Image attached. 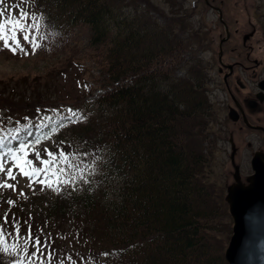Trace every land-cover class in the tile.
I'll return each mask as SVG.
<instances>
[{"label": "trees", "instance_id": "obj_1", "mask_svg": "<svg viewBox=\"0 0 264 264\" xmlns=\"http://www.w3.org/2000/svg\"><path fill=\"white\" fill-rule=\"evenodd\" d=\"M0 11L41 14L62 30L86 25L104 77L94 98L69 108L80 118L45 119L47 150L70 155L54 162L63 169L59 191L33 208L44 219L46 264H228L232 219L207 135L208 78L205 65L182 54L192 41L124 0H2ZM19 79L0 82L5 113L6 98L21 96Z\"/></svg>", "mask_w": 264, "mask_h": 264}, {"label": "rangeland", "instance_id": "obj_2", "mask_svg": "<svg viewBox=\"0 0 264 264\" xmlns=\"http://www.w3.org/2000/svg\"><path fill=\"white\" fill-rule=\"evenodd\" d=\"M208 1L220 10L222 21L219 20L218 11L207 5L204 0H174L172 1L176 3L174 6L164 3L163 0H149L148 2L124 0V3L127 7L131 4L146 8L159 25L169 24L179 38L186 42L192 41L191 47H188L182 54L184 58L190 56L199 65H205L208 78L206 95L212 112L210 117L212 122L208 123L207 135L214 140L212 149L217 181H225L226 187L233 181L231 175L233 169L229 159L230 138L235 147L234 161L239 166L243 181L251 173L252 154L257 150H263V147L261 132L244 127L241 121L236 119L237 113L233 111V107L229 108L232 100L222 81V73L218 71L219 50L221 49V60L224 63L241 61L244 67L249 66L248 68H235L233 77L228 79V84L238 100L245 96L252 97L257 91V80L264 77V0ZM3 13L4 18L13 20L21 18V24L31 25L24 33L7 32L6 29L8 36L16 35L20 39L23 51L17 48L13 53L0 41V82L7 84L9 79H25H19L21 80L19 82L23 84H20L14 91L21 96L17 98L13 97L16 95L10 94L6 98L10 113H5L2 109L4 105L1 99L4 95L0 98V140L3 141L0 143V160L5 163L7 169L12 164L7 154L8 148L15 150L22 142H31L33 145L26 150L28 159L35 161V152H40L43 160L50 159L44 150H41L49 149L52 144L50 143L52 129L48 121L44 119L54 121L68 119L65 112L68 113L72 105L77 106L80 103L84 105L94 98L101 91L104 77L96 59L92 56L94 46L88 43L89 29L86 25H77L62 30L48 24L41 14L31 16L23 11ZM25 13H27L26 16ZM226 30L228 39L220 45L219 41L226 35ZM251 32L253 34L243 45L242 36ZM23 35H28L29 41L25 42ZM247 51L250 53L249 60H244ZM253 60L258 63L253 65ZM183 71V69L181 71L177 69L176 72L183 74ZM223 71L225 72L226 69ZM236 77L243 84L241 90L238 88ZM46 91L50 95L45 96ZM35 101H40L42 108H34L29 113H25L35 104ZM38 110L44 112L29 118ZM247 115L250 123L264 127V107L257 112L247 113ZM37 138L40 140L39 144L34 143ZM52 147L54 152L51 153L54 154L55 160L61 156V153L64 154L65 161L70 160V155L65 154L61 146L53 145ZM17 155L21 153L18 152ZM33 166L48 169L47 172H41L34 179L45 180L52 184V188L47 187V184L41 185L37 182H33L30 188L29 179L21 175L18 169H13L16 180H8V183H14L16 191L0 189V224L3 223L5 212L8 213L9 219V224L5 225V241L0 246V248H7V251L0 250V264H46L47 248H44L43 244L41 250L36 251L33 241L26 238L24 228L27 225L24 222L32 224L35 227L33 233L41 239V230L37 228L44 219L33 213L34 205L40 201L44 203L47 194L51 193L53 188L58 187L57 182L63 178L55 163L43 165L35 161ZM68 178L66 176L64 181L67 182ZM4 179L5 173H0V181ZM21 191L24 196L19 195ZM8 199L15 201V204L10 207L6 202ZM13 216L20 222V235L13 233L11 226ZM9 233L12 234L9 235ZM22 247L24 251L19 252ZM33 252L36 254L32 255ZM16 253L20 256L16 261L9 259Z\"/></svg>", "mask_w": 264, "mask_h": 264}, {"label": "water", "instance_id": "obj_3", "mask_svg": "<svg viewBox=\"0 0 264 264\" xmlns=\"http://www.w3.org/2000/svg\"><path fill=\"white\" fill-rule=\"evenodd\" d=\"M206 3L207 0H205ZM221 20L220 10L216 7ZM228 36L221 38L219 44ZM248 37L245 35L244 39ZM221 49L218 59L220 61ZM229 71L232 65H226ZM224 74L223 78H226ZM259 92L256 97L264 102V78L258 81ZM240 109L236 99L233 97ZM242 111V110H241ZM247 126L262 130L264 145V128L251 125L243 114ZM231 142L230 162L233 167V182L226 187L224 196L228 211L232 218L231 235L224 250V258L228 264H264V151H255L250 158L252 172L241 180L239 166L234 162L235 147Z\"/></svg>", "mask_w": 264, "mask_h": 264}, {"label": "snow or ice", "instance_id": "obj_4", "mask_svg": "<svg viewBox=\"0 0 264 264\" xmlns=\"http://www.w3.org/2000/svg\"><path fill=\"white\" fill-rule=\"evenodd\" d=\"M2 2V0H0ZM4 13L0 12V41L3 42V45L5 48H8L9 50L13 51V53L16 52L17 48H20L21 51H23V48L20 44V39L17 38L16 35L8 36L7 32L16 33L17 31L20 33L26 32L27 28L31 27V25H24L21 24V18H17L15 20L11 18H4ZM25 16L27 13L24 14ZM7 29V32H6ZM9 40H11V43H9ZM23 40L25 42L29 41L28 35H23ZM15 45V47H13ZM27 54V53H25ZM69 116L68 119L72 120L73 116H77V114L73 113L71 109L68 110ZM77 118H80L77 116ZM3 141L0 140V143ZM35 144H39L40 140L37 138V140L34 142ZM32 143H20L17 149L8 148V155L10 156L12 160L11 166L5 168V163L0 160V173H5V179L3 181H0V189H11L12 191H16V185L14 183H8V180H16V175L13 172V169L16 168L19 170V173L23 175L24 177H27L29 179V187L31 188L33 182L40 183L41 185L47 184V187L52 188L51 183H47L45 180H35V177H38L41 172H47L48 169L36 167L33 166L35 161H39L43 165H51L55 162V156L53 153L49 152L47 149L44 150V153L50 157L48 160H43L41 158L40 152H35V161L32 159H28V152L26 151L29 147H32ZM21 153V155H17V153ZM61 158H63L64 154L61 153ZM60 171H63V169H60ZM43 190V188L41 189ZM53 191H59L58 188H53ZM20 196H24L23 191L19 193ZM7 204L11 207L15 204V201L12 199H8ZM31 219V217L29 218ZM28 226V232H27V239H30L33 241V247L36 248V251L39 252L41 248L43 247V242L41 241L40 237L35 235L32 231V227L30 224H28L27 221L24 222ZM9 224L8 219V213L5 212L3 217V223L0 224V246L4 244L5 241V235H6V229L5 225ZM11 226L13 229V233L15 235H20L21 228H20V222L17 220L14 216L11 221ZM12 233H9L11 235ZM2 251H7V248H0ZM36 253L33 252L32 255H35Z\"/></svg>", "mask_w": 264, "mask_h": 264}, {"label": "flooded vegetation", "instance_id": "obj_5", "mask_svg": "<svg viewBox=\"0 0 264 264\" xmlns=\"http://www.w3.org/2000/svg\"><path fill=\"white\" fill-rule=\"evenodd\" d=\"M245 36H242V38L244 39ZM243 44V42H242ZM244 45V44H243ZM251 48H249L250 50ZM249 51H247V53L244 55V60H249ZM228 63H231L232 64V68L230 71H228V68L226 67V64ZM253 65L257 64L258 62H256L255 60H253ZM243 63L241 61H234V62H227V63H223V65L219 66L218 67V71L219 73H222V81L225 85V88L227 89L229 95H230V98L232 100V105L229 107V108H232L234 109V111L237 113V117L236 119L237 120H240L241 121V124H243L244 127H246V124L243 122V115H242V112L243 114L245 115L246 119L248 120V115L247 113H254V112H257L261 109H263L264 107V102L263 101H260L257 97H256V94L259 92V88H258V81L256 82V87H257V91L253 94L252 97H249V96H245V97H241L240 100H238L234 95L233 93L231 92L230 90V87H229V84H228V79H231V77H233V74H234V71H235V68H248L249 66H243L242 65ZM226 69V71L224 72L223 70ZM246 70V69H245ZM224 74H227L226 75V78L224 79L223 76ZM235 77V76H234ZM264 78V77H262ZM236 82H237V85H238V88L241 90L242 87H243V84L240 82V80L238 79V77H236ZM238 91H236L237 93ZM233 95V96H232ZM233 97L236 99V101L238 102V104L241 106V109L240 107L234 103V99ZM242 110V111H241ZM249 121V120H248ZM252 124V123H250ZM252 125H258L260 126V124H252ZM248 127V126H247ZM249 129H252V130H257L259 132H261V139H262V130L260 129H256L254 127H248ZM262 146H263V141H262Z\"/></svg>", "mask_w": 264, "mask_h": 264}]
</instances>
